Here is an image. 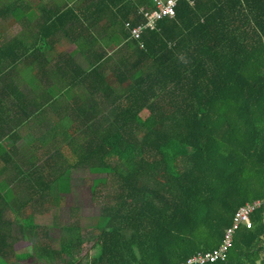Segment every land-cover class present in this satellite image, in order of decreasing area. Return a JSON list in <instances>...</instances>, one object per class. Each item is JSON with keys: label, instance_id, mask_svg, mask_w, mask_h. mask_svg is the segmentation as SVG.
I'll list each match as a JSON object with an SVG mask.
<instances>
[{"label": "trees", "instance_id": "16d2710c", "mask_svg": "<svg viewBox=\"0 0 264 264\" xmlns=\"http://www.w3.org/2000/svg\"><path fill=\"white\" fill-rule=\"evenodd\" d=\"M29 2L0 0V18L37 30L0 41V264H20L15 228L42 264H176L215 248L237 208L264 199V0H179L140 40L125 23L151 0ZM60 36L75 55L56 51ZM73 169L105 188L88 259L77 219L53 247L24 216L68 193ZM250 220L205 264H264V203Z\"/></svg>", "mask_w": 264, "mask_h": 264}, {"label": "rangeland", "instance_id": "374dc122", "mask_svg": "<svg viewBox=\"0 0 264 264\" xmlns=\"http://www.w3.org/2000/svg\"><path fill=\"white\" fill-rule=\"evenodd\" d=\"M12 32L18 31V27L12 28ZM58 50L68 51L75 55L77 50L73 44L63 39L57 46ZM81 58L79 57L78 60ZM142 117L147 115V112L143 111L140 113ZM1 165V162H0ZM102 175L91 174L85 169H73L71 172V184L68 193L62 194V197L55 203L53 201H46L41 208H27L25 210V215H32L33 222L42 226H45L48 231L47 238L41 233L34 236L32 232L28 233L30 238L38 244L41 240H45L53 246L58 247V240L60 235V228L66 226L68 223L77 219L80 225H82V232L85 237L83 243L80 247L79 255L83 259H88L92 257L97 251V245L95 244V235L98 232L91 226L93 222V217L99 214L100 204H101V192L105 191L104 186L99 187V191L96 194H92L90 190L91 180L94 177H100ZM4 177L3 175L0 176ZM52 203V204H51ZM55 204V205H54ZM76 210V211H75ZM4 215L7 219L11 220L15 225L19 223V219L15 212L10 208H6ZM16 227V226H15ZM38 230V229H37ZM12 236H16L17 240L14 243L15 253L22 257V259L27 256H31L33 246L28 239H22L18 229L15 228ZM37 253V252H36ZM38 255V254H37ZM37 264H42L44 262L36 256ZM35 260L22 261L23 264H35Z\"/></svg>", "mask_w": 264, "mask_h": 264}, {"label": "built area", "instance_id": "2783aa9c", "mask_svg": "<svg viewBox=\"0 0 264 264\" xmlns=\"http://www.w3.org/2000/svg\"><path fill=\"white\" fill-rule=\"evenodd\" d=\"M179 0H151V6H141L138 13L143 17V21L131 25L125 23V27L129 35L134 40H140L141 35L146 30H154L159 20L164 17L171 18L175 15L176 6ZM190 5L193 0H186ZM264 203V199H254L240 205L232 217L231 224L225 228L220 243L212 250L197 252L190 255L186 259L177 262L176 264H205L218 260H225L228 249L232 245L235 231L241 226L250 228L252 223L250 220L251 213Z\"/></svg>", "mask_w": 264, "mask_h": 264}, {"label": "crops", "instance_id": "0c3cea01", "mask_svg": "<svg viewBox=\"0 0 264 264\" xmlns=\"http://www.w3.org/2000/svg\"><path fill=\"white\" fill-rule=\"evenodd\" d=\"M17 1H21V0H17ZM29 1H30L29 3L32 5L36 4V6H34V7H35V10L38 11V4H37L38 0H29ZM42 1L48 7V6H52L54 4L55 0H42ZM19 7H21V5H18L15 9L17 10ZM15 27H18L19 30L13 33L11 29L15 28ZM21 34L24 35L26 42L31 43V42H34L37 40V30L32 25H30V27H28V26H24V24H21L19 22L18 23L17 22L11 23L9 21V18H6V17L0 18V41H5L12 36L21 35ZM63 39H65V38H63L62 36H60L58 38V43L56 44V51H63V50L57 49V46H59V43L61 41H63ZM66 52H68V51H66Z\"/></svg>", "mask_w": 264, "mask_h": 264}, {"label": "flooded vegetation", "instance_id": "af4514ba", "mask_svg": "<svg viewBox=\"0 0 264 264\" xmlns=\"http://www.w3.org/2000/svg\"><path fill=\"white\" fill-rule=\"evenodd\" d=\"M27 259H28V261L35 260L34 262H35V264H37V258L33 255L27 256L26 258L19 260L20 264H23L22 261L27 260Z\"/></svg>", "mask_w": 264, "mask_h": 264}]
</instances>
